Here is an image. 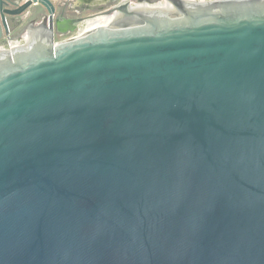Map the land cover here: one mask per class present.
Instances as JSON below:
<instances>
[{"label":"water","instance_id":"water-1","mask_svg":"<svg viewBox=\"0 0 264 264\" xmlns=\"http://www.w3.org/2000/svg\"><path fill=\"white\" fill-rule=\"evenodd\" d=\"M42 12L0 48V264H264V0H125L63 40L52 0H0V41Z\"/></svg>","mask_w":264,"mask_h":264},{"label":"flooded vegetation","instance_id":"flooded-vegetation-1","mask_svg":"<svg viewBox=\"0 0 264 264\" xmlns=\"http://www.w3.org/2000/svg\"><path fill=\"white\" fill-rule=\"evenodd\" d=\"M110 1H112V3H114V4H112L107 9L102 10V11L96 13V14L104 13L106 11H110L114 7H116L117 5H119L120 3H122L125 0H120V1H118V0L117 1L116 0H110ZM139 1L140 2L143 1V3H146L148 0H139ZM53 5H54V13H53V19L52 20H53V24H54V37H55V39L56 38H59V39L61 38L63 40V39H67L69 37H76V36H78V35L67 36V35L71 34V32H69V31L58 32L56 30L55 24H56V21H59V22H61L60 23V28L61 29H65L66 28L67 29V27H68V24H67L68 21H71L72 22L74 20L75 21L74 25L76 27V25L79 24L80 22H82L84 20V18L81 17V16H79V12H76V11H74V15L75 16H73V17L66 16L64 14L65 12L62 10V9H65L64 4L56 3V2L53 1ZM47 15H48L47 12H42L41 15H40V17H39V20H37L36 22H31V20H25L24 23H27V25H25V27L27 28L26 30H29L31 32V30H32L31 29V26L32 25H41L44 29H47V27H48V20H49ZM93 15H95V14H93ZM10 25H9V31L10 32L8 34V37H3L1 39V41H0V48H2V49H8V48L13 47V46H10V43L12 41V40H10V34L16 28L13 29ZM25 34L27 35V33H25ZM25 34H23L22 36H24ZM22 36H19V34H18V36L15 39H13V40H20V38ZM65 36H66V38H65Z\"/></svg>","mask_w":264,"mask_h":264},{"label":"rangeland","instance_id":"rangeland-1","mask_svg":"<svg viewBox=\"0 0 264 264\" xmlns=\"http://www.w3.org/2000/svg\"><path fill=\"white\" fill-rule=\"evenodd\" d=\"M56 3L64 4L65 9H62L66 16L73 17L74 11L79 12L81 17H89L111 6L110 0H53ZM117 1V0H116ZM120 1V0H118ZM100 4V5H99ZM58 40V38H56Z\"/></svg>","mask_w":264,"mask_h":264},{"label":"crops","instance_id":"crops-1","mask_svg":"<svg viewBox=\"0 0 264 264\" xmlns=\"http://www.w3.org/2000/svg\"><path fill=\"white\" fill-rule=\"evenodd\" d=\"M25 25H27V23H24V24H22V26H20L19 28L14 29V30L11 32V34H10V39H13V33H14V32L21 30V29H22L21 27H24Z\"/></svg>","mask_w":264,"mask_h":264},{"label":"bare ground","instance_id":"bare-ground-1","mask_svg":"<svg viewBox=\"0 0 264 264\" xmlns=\"http://www.w3.org/2000/svg\"><path fill=\"white\" fill-rule=\"evenodd\" d=\"M99 1H101V0H99ZM104 15H105V13H99V14H95V15L90 16V17H101V16H104Z\"/></svg>","mask_w":264,"mask_h":264},{"label":"built area","instance_id":"built-area-1","mask_svg":"<svg viewBox=\"0 0 264 264\" xmlns=\"http://www.w3.org/2000/svg\"><path fill=\"white\" fill-rule=\"evenodd\" d=\"M11 46V45H10Z\"/></svg>","mask_w":264,"mask_h":264}]
</instances>
